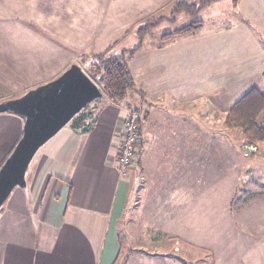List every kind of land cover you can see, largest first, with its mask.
<instances>
[{
	"label": "rangeland",
	"instance_id": "obj_1",
	"mask_svg": "<svg viewBox=\"0 0 264 264\" xmlns=\"http://www.w3.org/2000/svg\"><path fill=\"white\" fill-rule=\"evenodd\" d=\"M123 1L126 4L123 13L116 17L96 15L94 10H75L81 32L70 31L73 34L69 38L70 47L64 40L52 38L54 34L48 26L49 33L35 41V45L31 43L38 48L37 53H42L40 56H25L33 51L25 49L33 48L27 43L35 35L27 32L23 21L15 26L13 33L8 16L3 18L4 12L0 14V102L56 77L71 63L89 72L93 59L88 56L95 54L80 51L88 41L97 45L117 40L110 51L115 54L135 48L139 44L135 35L137 27L160 17L161 21L147 28L141 47L129 64L138 84L146 88L149 100L157 99L156 91L163 89L162 108L167 114L162 116L164 121L167 123L171 114L167 102L172 96L191 95L195 114L200 108L204 110L203 98L209 95L212 99L215 88L224 86L232 94L225 96L227 104L209 103L207 163L200 161V140H197L194 147L198 152H194L190 170H185L183 161L170 160L168 146L165 154L158 156L162 161L155 168L150 161L146 169L140 170L135 163L123 169L131 194L115 220L119 246L112 264H264V201H259L264 194V141L252 143L246 140L242 130L228 127L223 121L230 101L236 100L250 85H258L264 92V66L248 74L252 77L247 76L253 63L252 51L246 55L248 52L239 50L251 37L246 35L244 27L241 29L231 21L232 10L234 13L231 0H214L195 17L202 22L195 33L168 40H162V35L192 20L184 13L170 14L173 0ZM115 2L111 9L119 13L121 3ZM18 13L25 19L24 12ZM77 37L82 40L78 41L77 45H82L79 49L72 46ZM229 51L239 55L230 56ZM223 54L227 56L221 58ZM239 83H245V88L233 89ZM102 93L104 96L103 90ZM127 98L126 102L136 107L134 102L138 97L129 93ZM87 107L92 112L96 109ZM144 107L153 114V105ZM144 107L139 110L140 117ZM257 121L264 125V111ZM90 123L86 115L85 125ZM148 127L149 121L143 120L142 158L147 155ZM40 148L27 168L25 181L40 171ZM179 193L191 194V201H175L176 198L170 197Z\"/></svg>",
	"mask_w": 264,
	"mask_h": 264
},
{
	"label": "crops",
	"instance_id": "obj_2",
	"mask_svg": "<svg viewBox=\"0 0 264 264\" xmlns=\"http://www.w3.org/2000/svg\"><path fill=\"white\" fill-rule=\"evenodd\" d=\"M116 1L121 3L119 13L111 9L115 0H0V14L4 12L3 18L8 16L9 26L14 27L13 33L16 32L15 26L23 21L27 32L35 35L27 46L42 40L43 35L49 33L48 26L49 30L53 31L52 38L64 40L69 46V38L73 35L70 31L81 32V24H77L79 14L76 15L78 12L75 14V10H94L96 15L107 17L111 14L116 17L123 13V6H126L123 0ZM175 1L177 0H173V3ZM231 5L234 9L231 21L238 23L241 29L244 27L246 35L251 37L239 50H245L244 54L248 52L246 55L252 51L253 63L246 74L252 77L248 74L264 66V0H231ZM18 12H24L25 19L18 16ZM77 25L79 29H76ZM64 34L68 37L67 40ZM76 41L72 46L82 40L77 37ZM104 41L103 39L102 42ZM109 42L111 43L95 45L88 41L83 46H77L78 49L82 46L80 51L82 50L83 54L96 55L108 48L112 51V44L117 40ZM37 49L36 46L25 49L33 50L27 51L25 56H40L42 53H37ZM227 54L239 55L234 51ZM227 54H223L221 58ZM129 68L135 87L143 91L148 105L154 106L153 114L149 108L144 107L145 105L139 106L138 99L134 102L136 107H133L104 97L92 112L93 119L89 126L73 128L71 124H67L42 145L39 157L40 171L26 181L25 187L14 188L1 207L0 264L114 262L119 246L114 224L131 194V185L125 179L127 172L121 171L117 165L118 147L123 118L132 108L140 110L144 107L142 112L146 116L143 120L149 121L147 155L142 158L141 145L139 162L135 164L140 170L149 167L150 161L153 168L159 165L162 160L158 156L165 154L166 146L170 160L183 161L185 170L192 169L194 152H198V148L194 147V141L197 140H200V161L207 163L209 103L212 101L219 105L227 104L225 96L229 97L232 93L228 94L224 86L215 88L217 91L212 99L209 95L203 98L204 110L200 108L195 114L192 111L191 95L187 96L185 93L179 94L180 97L172 96L167 102L171 114L166 123L165 117H162L163 114L167 116L162 108L165 94L163 89L156 91L157 99L149 100L146 88L138 84V78L130 64ZM250 86L261 89L258 85ZM244 88L245 83L233 87ZM220 96L223 97L222 100ZM234 101L235 99H232L229 104ZM221 110L223 111V108ZM22 125V118L16 114L0 113V163L19 138ZM141 138L144 144L142 133ZM170 197L174 200L176 198L175 201L192 199L188 193L174 196L171 194ZM261 200L264 201V194L260 196L259 201Z\"/></svg>",
	"mask_w": 264,
	"mask_h": 264
},
{
	"label": "water",
	"instance_id": "obj_3",
	"mask_svg": "<svg viewBox=\"0 0 264 264\" xmlns=\"http://www.w3.org/2000/svg\"><path fill=\"white\" fill-rule=\"evenodd\" d=\"M103 99L99 86L76 64L56 77L0 102V113L23 120L16 143L0 164V209L16 187H25V173L38 149L81 110Z\"/></svg>",
	"mask_w": 264,
	"mask_h": 264
},
{
	"label": "trees",
	"instance_id": "obj_4",
	"mask_svg": "<svg viewBox=\"0 0 264 264\" xmlns=\"http://www.w3.org/2000/svg\"><path fill=\"white\" fill-rule=\"evenodd\" d=\"M198 1L199 3L197 5L184 0H177L173 3L169 11L171 15L184 13L188 16H191L192 20L188 24L162 35V40H168L174 36L195 33L202 26L201 20H198L195 17L202 9L209 6L214 0ZM159 21H161L160 17L157 21L146 22L137 27V29L135 30V35L139 41V44L135 48L124 49L116 54L110 53V50L108 48V50H105L100 54H96L92 57L88 56L93 60L89 66L90 71H85V73L93 81H95L100 89L104 91L103 99L104 97H107L114 102H122L124 104H128L126 102L128 94L134 93L138 97L139 106L148 105L144 98L143 91L135 87L134 78L129 68V61L140 49L143 37L148 33L149 30H147V28L151 27V25L157 24V22ZM88 109V107L84 108L79 113H77L69 121L71 122L69 124H71L73 128L87 127L85 125V117L87 114L86 111ZM263 111L264 92L257 87H250L230 105V107L224 114L223 121L224 124L228 127L239 128L240 130H242V133L244 134L246 140L252 143H257L264 141V125L258 124L257 121L259 115ZM131 112L135 117L138 128L137 134L139 140L134 162L135 164H137L139 162L138 156L142 145V121L146 114L143 113L142 117H140L139 109H134V111H132L131 109Z\"/></svg>",
	"mask_w": 264,
	"mask_h": 264
},
{
	"label": "built area",
	"instance_id": "obj_5",
	"mask_svg": "<svg viewBox=\"0 0 264 264\" xmlns=\"http://www.w3.org/2000/svg\"><path fill=\"white\" fill-rule=\"evenodd\" d=\"M86 111V115L89 119H93L92 109L89 108ZM138 128L135 121L134 115L128 113L123 119V126L120 133V142L118 147L117 165L118 168L123 171V169L128 168L135 162L137 145H138Z\"/></svg>",
	"mask_w": 264,
	"mask_h": 264
}]
</instances>
